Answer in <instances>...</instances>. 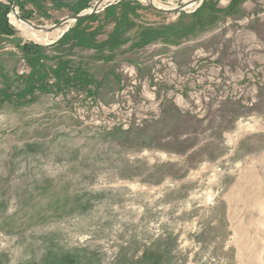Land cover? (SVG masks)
Wrapping results in <instances>:
<instances>
[{
	"label": "rangeland",
	"instance_id": "374dc122",
	"mask_svg": "<svg viewBox=\"0 0 264 264\" xmlns=\"http://www.w3.org/2000/svg\"><path fill=\"white\" fill-rule=\"evenodd\" d=\"M96 1L0 0V264H264V0Z\"/></svg>",
	"mask_w": 264,
	"mask_h": 264
},
{
	"label": "bare ground",
	"instance_id": "6f19581e",
	"mask_svg": "<svg viewBox=\"0 0 264 264\" xmlns=\"http://www.w3.org/2000/svg\"><path fill=\"white\" fill-rule=\"evenodd\" d=\"M187 3H189V2H187ZM158 5H160V4H158ZM189 6H190V4H189ZM12 16H13V14H12ZM11 20L20 30H22V32L24 34H26L29 37L35 39L36 41H41V42L42 41H47L49 37H54L59 32L63 31V29H65L64 26H63V28H55L51 32H49V31H47V27L46 28H36V27H33L32 25H30V24H28L26 22H23L21 20L20 21L15 20L13 17L11 18Z\"/></svg>",
	"mask_w": 264,
	"mask_h": 264
},
{
	"label": "water",
	"instance_id": "95a60500",
	"mask_svg": "<svg viewBox=\"0 0 264 264\" xmlns=\"http://www.w3.org/2000/svg\"><path fill=\"white\" fill-rule=\"evenodd\" d=\"M107 0H97L91 7L89 10L87 11H83L77 15H74L72 17H68L67 19L65 20H62L60 21L58 24L54 25L53 27H58L60 24L66 22V21H69V20H78L80 18H84V17H87L89 15H91L92 13L96 12L98 7H100L104 2H106ZM14 4V2H13ZM155 10H158V11H161V12H180L184 9V6H179V7H176L174 9H159L158 7H155L153 4H150ZM20 20L24 21L23 19H21L19 16H17ZM36 28H44V27H36ZM48 29L50 28H47V31Z\"/></svg>",
	"mask_w": 264,
	"mask_h": 264
},
{
	"label": "trees",
	"instance_id": "16d2710c",
	"mask_svg": "<svg viewBox=\"0 0 264 264\" xmlns=\"http://www.w3.org/2000/svg\"><path fill=\"white\" fill-rule=\"evenodd\" d=\"M19 2V0H17ZM29 1H32V0H29ZM85 4L82 5V8H85ZM5 10L3 13L0 14V32H4L6 34H10L11 33V28L10 26L8 25L7 23V20H6V17H5ZM92 15H89L87 17H84V18H80L77 20V22H82L86 19H88L89 17H91ZM38 47V46H36ZM40 47V46H39ZM24 50L27 52V50L30 49V46L29 45H25L24 47Z\"/></svg>",
	"mask_w": 264,
	"mask_h": 264
},
{
	"label": "built area",
	"instance_id": "2783aa9c",
	"mask_svg": "<svg viewBox=\"0 0 264 264\" xmlns=\"http://www.w3.org/2000/svg\"><path fill=\"white\" fill-rule=\"evenodd\" d=\"M103 4H104V3H103ZM101 6H102V5H101ZM101 6H100V7H101Z\"/></svg>",
	"mask_w": 264,
	"mask_h": 264
}]
</instances>
